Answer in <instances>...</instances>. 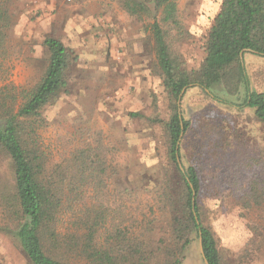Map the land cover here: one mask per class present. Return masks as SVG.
Returning a JSON list of instances; mask_svg holds the SVG:
<instances>
[{
    "label": "rangeland",
    "instance_id": "obj_1",
    "mask_svg": "<svg viewBox=\"0 0 264 264\" xmlns=\"http://www.w3.org/2000/svg\"><path fill=\"white\" fill-rule=\"evenodd\" d=\"M176 2L182 28L164 26L170 51L197 70L223 0ZM153 21L131 15L123 0H0V118L16 114L39 84L50 56L45 38L62 40L70 53L68 85L40 116L20 119L23 134L44 152L45 174L57 182L72 175L77 150L103 154L105 204L117 219L138 220L134 229L145 232L150 245V224L159 216L153 213L158 179L168 168L166 129L155 119L171 113ZM244 59L253 88L264 91V56L246 52ZM180 108L191 123L181 166L193 165L200 175L202 219L214 231L222 264H264V211L242 210L235 192L255 181L264 187V124L251 109L218 105L199 86L186 90ZM15 199L12 159L0 149V264H31L5 230L15 224L9 209ZM181 259L206 264L197 235Z\"/></svg>",
    "mask_w": 264,
    "mask_h": 264
},
{
    "label": "trees",
    "instance_id": "obj_2",
    "mask_svg": "<svg viewBox=\"0 0 264 264\" xmlns=\"http://www.w3.org/2000/svg\"><path fill=\"white\" fill-rule=\"evenodd\" d=\"M123 4L131 15L153 17L156 59L170 102L169 118L155 119L166 129L168 168L158 179L153 213L159 216L150 224L154 245L143 238L145 232L134 229L138 220L117 219L112 205L105 204L103 196L109 189L103 154L77 150L72 175L64 173L57 182L45 174L44 152L23 134L20 119L40 116L68 85L69 49L53 36L44 40L50 56L39 84L16 114L0 118V149L12 159L16 197L9 207L15 224L5 230L31 264H183L193 235L201 237L209 264H222L214 231L202 219L200 175L193 165L181 169L191 123L179 101L184 89L199 86L218 105L236 112L251 109L264 124V91L253 88L244 59L246 52L264 56V0H223L209 31L204 63L197 70L184 67L170 51L164 26L182 28L176 0H123ZM221 92L237 98L223 97ZM235 192L242 210L264 211V187L258 182L251 183L248 191Z\"/></svg>",
    "mask_w": 264,
    "mask_h": 264
},
{
    "label": "water",
    "instance_id": "obj_3",
    "mask_svg": "<svg viewBox=\"0 0 264 264\" xmlns=\"http://www.w3.org/2000/svg\"><path fill=\"white\" fill-rule=\"evenodd\" d=\"M185 90H186V89L183 90V93L185 92ZM183 93H182V94H183ZM182 94H181V97H182ZM181 97H180V98H181ZM179 105H181V101H179ZM181 169H184V168L181 166ZM199 241H200V249H201V252H202L203 258H204V260H205V263H206V264H209L207 258H206L205 255H204V251H203V246H202L201 237H200Z\"/></svg>",
    "mask_w": 264,
    "mask_h": 264
}]
</instances>
